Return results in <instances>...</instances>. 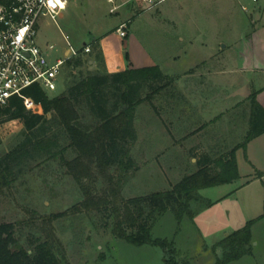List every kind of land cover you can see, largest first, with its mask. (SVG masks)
<instances>
[{
    "label": "rangeland",
    "instance_id": "rangeland-1",
    "mask_svg": "<svg viewBox=\"0 0 264 264\" xmlns=\"http://www.w3.org/2000/svg\"><path fill=\"white\" fill-rule=\"evenodd\" d=\"M243 5L248 10H244ZM129 17L132 21L129 37L124 38L116 29ZM39 23L37 41L42 46L54 44L55 56L64 57L67 40L76 49L83 50L85 44L107 32L110 35L108 42L119 49L126 62L130 57L138 61L143 52H147L153 63L162 66L166 73L188 68L193 60L192 39L205 50L212 49L205 53L208 63L204 71L214 64L212 71L219 73L208 81L215 87L225 85L223 75L242 68L246 58L262 57L258 46L264 47V0H164L150 11L128 10L121 15L109 13L107 0H69L57 23L49 18H43ZM90 53L82 54L90 61L83 68L74 69L75 75L79 76L80 71L86 74L88 66L91 70L99 68ZM176 54L180 59L174 61L171 57ZM67 72L59 80L58 89L48 93L49 96L60 95L66 90ZM254 83L253 91H256L255 78ZM210 87L205 88L210 90ZM220 93L218 101L228 103L223 99L226 95L222 88ZM154 98L142 102L137 113L136 125L141 141L132 146L134 164L120 186L126 199L170 190L183 177L200 169L197 160H191L194 154L183 153L178 147L156 149L150 146L149 128H157L160 124L151 106ZM237 111L243 113L244 107L240 106ZM83 114L88 116L85 110ZM234 114L230 111L212 125L205 138L199 137L216 159L243 142L248 133L249 122L237 114L235 124ZM22 127L18 120L0 125V154L18 141ZM74 156L71 149L66 152L67 158ZM213 167L216 169L217 165L213 164ZM117 175L121 176L120 173ZM240 184L238 179L201 189L199 200L191 206L195 213L193 217L186 216L179 221L169 210L153 223L152 236L172 242L178 251V259L187 264H215L222 256V250H215L214 245L264 214V183L252 186L250 195L241 192L233 198L220 200ZM103 187L106 184L99 181L98 189ZM83 199L79 183L67 173L59 159L40 164L32 162L7 196L0 197V223L18 222L24 231V243L29 246L28 238L41 235L43 217L66 212L53 225L71 264H164L165 254L160 246L136 245L116 237L112 230L114 217L109 212L76 211L74 206ZM207 201L213 202L211 209L205 205ZM252 234V254L228 264H264V218L253 225Z\"/></svg>",
    "mask_w": 264,
    "mask_h": 264
},
{
    "label": "trees",
    "instance_id": "trees-1",
    "mask_svg": "<svg viewBox=\"0 0 264 264\" xmlns=\"http://www.w3.org/2000/svg\"><path fill=\"white\" fill-rule=\"evenodd\" d=\"M90 44V55L99 64L97 70L88 66L86 74L80 71L79 76L75 75L74 69L83 68L90 61L80 54L65 65L69 82L62 94L51 97L38 85L24 90V96L38 104L42 112L28 109L20 96L0 107V124L18 120L23 125L18 141L0 154V197L7 196L32 162L59 159L84 195L80 204L74 206L76 211L109 212L114 217L112 230L116 237L136 245L160 246L165 254L164 264H187L178 259L172 242L152 236L153 223L169 210L179 221L193 217L191 206L199 200L201 189L228 184L240 177L236 151L246 150L251 140L264 134V107L257 99L258 91L249 97L250 128L243 142L220 159L202 155L198 160L200 169L183 177L170 190L126 199L120 186L134 164L131 149L138 138L136 110L172 79L157 65L108 73L99 42ZM69 149L75 154L73 158L66 157ZM99 181L106 187L98 189ZM212 204L207 201L205 205ZM66 214L43 217L41 235L28 238L29 246L24 243V231L18 222H1L0 264H71L53 225ZM263 218L264 214L216 243L214 248L221 249L222 256L215 264H228L251 255L252 227Z\"/></svg>",
    "mask_w": 264,
    "mask_h": 264
},
{
    "label": "crops",
    "instance_id": "crops-1",
    "mask_svg": "<svg viewBox=\"0 0 264 264\" xmlns=\"http://www.w3.org/2000/svg\"><path fill=\"white\" fill-rule=\"evenodd\" d=\"M127 37H129V33ZM109 38L110 35L107 32L96 38L103 52L108 73L131 68L156 66L147 52H143L138 61L130 57L126 62L119 49L108 42ZM182 41H184V38H182ZM190 42L192 43L191 56L193 60L186 70L166 73L162 70V66L157 65L168 78L172 79V82L155 94L151 106L160 124L157 125V128H149V138L150 146L153 148L167 149L178 147L183 153L194 154L195 156H192L191 160H197L196 164L198 165V160L202 155H208L212 159H216L206 149L208 146L199 141L200 138L207 136L208 130H211L214 123L229 114L230 111L235 113V124H237V117L235 118L237 114L240 119H246L249 122L251 112L249 97L254 89V78L257 85L256 91H258L257 99L264 107L262 103V98L264 97V83H262L264 81V47L262 45L258 46L261 49L260 51H262V57L246 58L242 68L231 70L228 74L223 75L225 85L220 86L217 84L215 87L213 83L208 81L214 78V74L219 73L212 71L211 67L214 64L212 63L211 67H207L206 71H204V67L208 63L205 60V53L212 49L205 50L204 47L197 44V41L192 39ZM171 58L176 61L180 59V56L176 54ZM252 65L254 66L252 67ZM253 76L254 78H252ZM208 84L211 86L210 90L205 88L209 87ZM227 85L228 87H226ZM221 88L226 95L223 99L228 101V103L218 101L222 94L220 93ZM240 106L244 107L243 113L237 111ZM140 107L141 105L136 110V129L137 113ZM199 122L200 125H197ZM157 133L159 135H156ZM137 134L138 138L133 146H136L141 141V134L138 129ZM235 146L236 144L231 149ZM236 158L240 173L238 179L241 184L227 196L220 198V200L233 198L241 192L246 196L250 195L252 186L264 183V134L251 140L247 144L246 150L239 148L236 151ZM243 164L245 165L244 170L242 169ZM249 166H251L250 169H248ZM213 206H210V209Z\"/></svg>",
    "mask_w": 264,
    "mask_h": 264
},
{
    "label": "built area",
    "instance_id": "built-area-1",
    "mask_svg": "<svg viewBox=\"0 0 264 264\" xmlns=\"http://www.w3.org/2000/svg\"><path fill=\"white\" fill-rule=\"evenodd\" d=\"M163 1L107 0L109 13L116 15L128 10L147 12ZM68 3L69 0H0V107L20 96L28 109L42 112L38 104L24 96V90L38 85L46 93L56 91L67 61L92 51L91 44L78 50L67 40L68 49L62 58L54 55V44L38 43L40 20L49 18L57 23ZM243 9L248 10L244 5ZM131 22L129 17L118 25L116 31L121 37L128 36Z\"/></svg>",
    "mask_w": 264,
    "mask_h": 264
},
{
    "label": "water",
    "instance_id": "water-1",
    "mask_svg": "<svg viewBox=\"0 0 264 264\" xmlns=\"http://www.w3.org/2000/svg\"><path fill=\"white\" fill-rule=\"evenodd\" d=\"M254 65H252V67H253Z\"/></svg>",
    "mask_w": 264,
    "mask_h": 264
}]
</instances>
